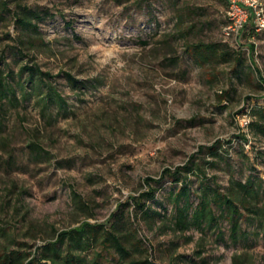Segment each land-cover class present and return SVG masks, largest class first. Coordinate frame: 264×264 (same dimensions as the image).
I'll use <instances>...</instances> for the list:
<instances>
[{
	"label": "rangeland",
	"instance_id": "1",
	"mask_svg": "<svg viewBox=\"0 0 264 264\" xmlns=\"http://www.w3.org/2000/svg\"><path fill=\"white\" fill-rule=\"evenodd\" d=\"M6 1L0 65L25 96L0 112V264L15 252L33 259L84 223L135 235L145 251L135 256L154 264H233L235 256L264 264V227L244 221L249 235L238 243L220 219L204 231H181L172 204L183 188L194 209L203 186L264 182V137L242 127L252 109L264 108V33L249 25L226 43V0ZM24 7L39 15L44 45L21 55L15 13ZM201 44L231 59L201 68L186 52ZM26 66L54 76L61 106L42 112L40 84ZM64 73L84 85L73 87ZM202 147L204 177L153 184L149 215L133 206L148 190L146 178L184 166ZM105 255L104 264H122Z\"/></svg>",
	"mask_w": 264,
	"mask_h": 264
},
{
	"label": "trees",
	"instance_id": "2",
	"mask_svg": "<svg viewBox=\"0 0 264 264\" xmlns=\"http://www.w3.org/2000/svg\"><path fill=\"white\" fill-rule=\"evenodd\" d=\"M10 12V2L0 0V21L5 20V16ZM15 19L17 26L22 29L18 42L20 48L17 49L19 54L26 55L24 54L25 51H33L38 46L44 45L38 23L35 22L36 19L39 20L38 14L24 7L15 13ZM186 52L193 62L201 68H206L222 57H229L226 61L231 59L229 54L219 56L215 45L190 46L186 48ZM253 66H255L254 63ZM23 70L29 74L31 79H37L40 84L36 87V97L44 114L52 104L57 103L61 106L64 103L62 94L50 81L54 76L36 66H26ZM257 74L261 80L260 72L257 71ZM64 76L73 87H78L80 84L84 85L71 74L64 73ZM261 83L264 82L261 80ZM19 92L21 97L25 96L24 89L18 91L13 87L0 65V112L7 104L19 102ZM251 116L252 120L248 128L253 133L264 137V108L252 109ZM243 136L247 141L245 134ZM31 148L33 150L40 149L37 144H33ZM205 149V147L200 148L198 154L192 155L184 166L176 167L174 171L170 168L165 169L159 179L146 178L145 186L148 190L141 193L137 198L131 199L133 206L149 215L148 210H146L147 203L154 200L157 193L153 184L159 185L166 179H172L174 184L180 183L184 177L187 179L190 173H194L199 178L204 177L207 164L204 158ZM209 151L216 153V146L210 148ZM190 196L189 188H183L180 193L173 195L172 198L174 226L181 231H189L193 228L204 231L206 228H212L220 219L229 225L231 242L238 243L245 240L249 235L243 230L244 221L264 227V182L261 179L251 178L246 182L232 180L229 188L225 191H222L220 187L203 186L198 194V203L194 209L190 204ZM182 202H184L183 205ZM217 212H219L218 217ZM142 245L143 241L138 240L135 235L120 234L108 230L104 225L84 223L77 229L59 233L55 242L37 248L33 259H30L32 254L25 255L15 252L10 257H6L5 263L104 264L105 254L112 253L118 257L122 264H154L147 257L139 259L135 256L136 253H145ZM87 252L91 253L87 254ZM233 264H241V258L235 256Z\"/></svg>",
	"mask_w": 264,
	"mask_h": 264
},
{
	"label": "built area",
	"instance_id": "3",
	"mask_svg": "<svg viewBox=\"0 0 264 264\" xmlns=\"http://www.w3.org/2000/svg\"><path fill=\"white\" fill-rule=\"evenodd\" d=\"M227 11L223 38L226 43L237 40L249 25L261 34L264 33V3L261 0H226ZM249 120H244L242 127L248 128Z\"/></svg>",
	"mask_w": 264,
	"mask_h": 264
}]
</instances>
